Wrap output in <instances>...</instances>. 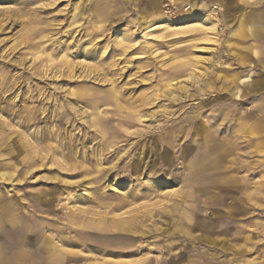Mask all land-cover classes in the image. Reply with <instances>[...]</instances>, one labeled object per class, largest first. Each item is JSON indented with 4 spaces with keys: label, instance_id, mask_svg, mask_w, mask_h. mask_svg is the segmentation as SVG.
Wrapping results in <instances>:
<instances>
[{
    "label": "rangeland",
    "instance_id": "1",
    "mask_svg": "<svg viewBox=\"0 0 264 264\" xmlns=\"http://www.w3.org/2000/svg\"><path fill=\"white\" fill-rule=\"evenodd\" d=\"M218 4L0 0V199L62 243L125 227L70 264H264L262 98L232 94L264 58Z\"/></svg>",
    "mask_w": 264,
    "mask_h": 264
},
{
    "label": "crops",
    "instance_id": "2",
    "mask_svg": "<svg viewBox=\"0 0 264 264\" xmlns=\"http://www.w3.org/2000/svg\"><path fill=\"white\" fill-rule=\"evenodd\" d=\"M190 1L192 2L186 0V3ZM214 1L224 4L225 8L222 4L218 5L226 10L227 16L234 22L232 41L241 43L237 50L238 59L244 64L247 63L246 66L256 67L255 60L264 58V48L263 50L258 48V44H264V0ZM256 73L258 70H247L238 76L236 82L232 84L234 85L232 89L234 91L240 89L241 94L237 96L233 90L232 94L237 101L252 93L261 96L258 111L264 128V74L257 77ZM250 74L251 82L244 84L240 82ZM241 126L244 127L242 124ZM245 129L252 132L250 128ZM217 161V158L210 160V168L214 171L217 169ZM25 203L22 199H0V264H70L71 253L78 250L101 251L108 258L109 241L106 238L115 235L119 238L125 237V227L117 226L114 229L112 225L100 222L92 224L90 230L85 227L80 229L77 235L81 243H62L61 235L55 233L45 221L29 216ZM94 234L107 241L104 244L85 241ZM66 239L70 241V237ZM181 264H184V260Z\"/></svg>",
    "mask_w": 264,
    "mask_h": 264
},
{
    "label": "bare ground",
    "instance_id": "3",
    "mask_svg": "<svg viewBox=\"0 0 264 264\" xmlns=\"http://www.w3.org/2000/svg\"><path fill=\"white\" fill-rule=\"evenodd\" d=\"M216 6H214V8H215ZM217 8V7H216ZM212 13V12H211ZM251 76H252V74H250V75H248L247 77H245L244 79H242V81H240V82H242L243 84L244 83H249V82H251ZM234 86V85H233ZM237 86V85H236ZM238 87H240V86H238ZM233 90V89H232ZM234 91V90H233ZM234 94L235 95H237V96H239L240 94H241V90L240 89H237V90H235L234 91ZM235 97V96H234Z\"/></svg>",
    "mask_w": 264,
    "mask_h": 264
},
{
    "label": "built area",
    "instance_id": "4",
    "mask_svg": "<svg viewBox=\"0 0 264 264\" xmlns=\"http://www.w3.org/2000/svg\"><path fill=\"white\" fill-rule=\"evenodd\" d=\"M188 8V7H187ZM186 10V9H185ZM222 11L219 10L218 8H212V13L214 14V18L218 17V15L221 13Z\"/></svg>",
    "mask_w": 264,
    "mask_h": 264
}]
</instances>
